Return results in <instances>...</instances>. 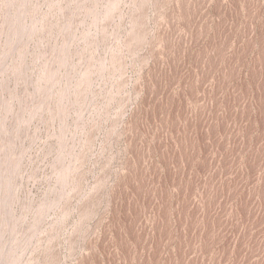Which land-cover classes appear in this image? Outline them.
Returning a JSON list of instances; mask_svg holds the SVG:
<instances>
[{"label":"rangeland","instance_id":"obj_1","mask_svg":"<svg viewBox=\"0 0 264 264\" xmlns=\"http://www.w3.org/2000/svg\"><path fill=\"white\" fill-rule=\"evenodd\" d=\"M0 264H264V0H0Z\"/></svg>","mask_w":264,"mask_h":264}]
</instances>
